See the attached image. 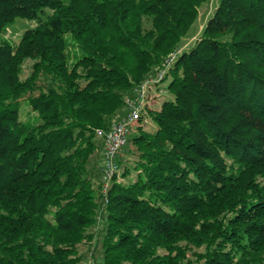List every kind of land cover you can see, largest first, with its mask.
<instances>
[{
  "label": "trees",
  "instance_id": "16d2710c",
  "mask_svg": "<svg viewBox=\"0 0 264 264\" xmlns=\"http://www.w3.org/2000/svg\"><path fill=\"white\" fill-rule=\"evenodd\" d=\"M207 1L0 0V30L37 21L0 40V264H81L99 215L101 264H264V0H217L177 50L103 211L90 176L97 131Z\"/></svg>",
  "mask_w": 264,
  "mask_h": 264
},
{
  "label": "rangeland",
  "instance_id": "374dc122",
  "mask_svg": "<svg viewBox=\"0 0 264 264\" xmlns=\"http://www.w3.org/2000/svg\"><path fill=\"white\" fill-rule=\"evenodd\" d=\"M217 4V0H208L207 2L203 3L198 8V16L196 20L192 23L191 28L187 32L185 36L181 39L178 49L176 51H180L183 49H187L192 46L195 42V40L198 38V36L201 33V30L203 29L205 22L207 21V18L211 15V13L214 11L215 6ZM50 11H46V13H49ZM44 16V15H42ZM40 16V17H42ZM37 25L36 20H27V19H16L14 23L11 25L6 26V28H3L0 30V40L6 39L11 44H17L19 40L21 39V36L23 32L27 28H32ZM171 52L169 56L172 54ZM166 57L164 62L161 63L162 65L156 66L152 69L150 74L147 75L146 79L154 78V76L157 75V73L164 67L169 68L166 66L167 59ZM33 61L30 59H26L22 66L21 71V78H25L29 75L31 72V65ZM170 64V63H169ZM168 64V65H169ZM171 65V64H170ZM167 74V71H165V74ZM163 78L154 84V86L150 89L149 94V103L147 104L144 112L142 115H140V120L138 121L137 127H142V129L146 131H153L156 128V123L151 118V112L158 110L161 106V102H164L166 99L171 97V93L166 89V86L168 84L167 80H164ZM169 79V78H168ZM29 106L25 104V101H21V118L26 119L29 115ZM123 110L121 109L118 111V115L115 116V119L118 118V116L123 114ZM136 127V129H137ZM136 129L133 131V133H136ZM132 133V135H133ZM131 137V135H130ZM96 140L98 143V150L94 153L92 156L91 161V167H92V174L90 175L92 178V183H94V186L97 188V191L99 193V208L101 211H103V194H102V186L107 181L102 169V150H103V136L100 134H97ZM130 141L128 140L127 144L122 148V151L120 152V155H118V163H119V170L115 174L116 180L118 182L126 183L128 181H134L137 178V174L140 173V167L136 164V155L132 153L133 146ZM127 170L126 174L123 175V171ZM113 178L110 179L109 183ZM100 186V187H99ZM110 186V185H109ZM103 227H104V221H103V215H99L97 217V220L95 221V224L89 227L88 231L92 232L93 238L90 240L84 241L79 246V254L81 257V264H101L102 261V236H103Z\"/></svg>",
  "mask_w": 264,
  "mask_h": 264
},
{
  "label": "built area",
  "instance_id": "2783aa9c",
  "mask_svg": "<svg viewBox=\"0 0 264 264\" xmlns=\"http://www.w3.org/2000/svg\"><path fill=\"white\" fill-rule=\"evenodd\" d=\"M176 55L177 51H174L169 56L166 66L169 67ZM165 71H167V67L162 68L154 78L143 81L132 90V93L127 94L124 97L123 114L114 119L107 130L97 131V134L101 133L103 136L101 170L107 180L102 186L104 202L107 200L105 194L110 185L109 181L119 170L118 155H120L122 148L127 144L130 135L136 129L140 115L149 103L151 87L163 78Z\"/></svg>",
  "mask_w": 264,
  "mask_h": 264
}]
</instances>
